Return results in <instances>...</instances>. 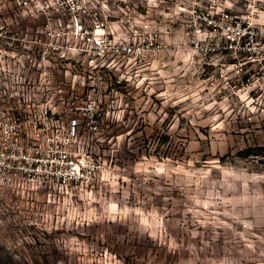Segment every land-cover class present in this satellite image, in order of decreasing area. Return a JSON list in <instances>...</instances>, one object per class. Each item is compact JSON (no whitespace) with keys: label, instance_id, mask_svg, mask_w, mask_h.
I'll use <instances>...</instances> for the list:
<instances>
[{"label":"rangeland","instance_id":"rangeland-1","mask_svg":"<svg viewBox=\"0 0 264 264\" xmlns=\"http://www.w3.org/2000/svg\"><path fill=\"white\" fill-rule=\"evenodd\" d=\"M94 3L128 19L115 35L131 46L162 49L111 62L95 94L79 85L80 107L99 100L95 132L75 121L91 179L0 184V264H264V76L234 43L251 0Z\"/></svg>","mask_w":264,"mask_h":264},{"label":"built area","instance_id":"built-area-1","mask_svg":"<svg viewBox=\"0 0 264 264\" xmlns=\"http://www.w3.org/2000/svg\"><path fill=\"white\" fill-rule=\"evenodd\" d=\"M94 1L0 0V184L7 189L47 191L91 179L93 159L74 148L75 121L83 111L87 131L95 132L99 100L80 107L79 85L95 94L106 86L111 62L162 49L152 37L145 49L115 35L128 19L119 16L111 25L108 6ZM139 34L129 27L127 38L134 45ZM234 43L245 54L240 69L248 64L264 76V0H251L249 10L234 17ZM80 55L93 61L80 68Z\"/></svg>","mask_w":264,"mask_h":264}]
</instances>
